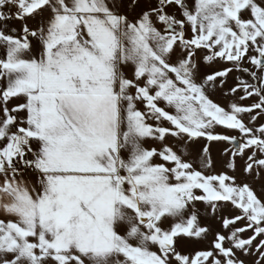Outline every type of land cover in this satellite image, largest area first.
Instances as JSON below:
<instances>
[{
  "label": "snow or ice",
  "instance_id": "snow-or-ice-1",
  "mask_svg": "<svg viewBox=\"0 0 264 264\" xmlns=\"http://www.w3.org/2000/svg\"><path fill=\"white\" fill-rule=\"evenodd\" d=\"M0 264H264V0H0Z\"/></svg>",
  "mask_w": 264,
  "mask_h": 264
},
{
  "label": "rangeland",
  "instance_id": "rangeland-1",
  "mask_svg": "<svg viewBox=\"0 0 264 264\" xmlns=\"http://www.w3.org/2000/svg\"><path fill=\"white\" fill-rule=\"evenodd\" d=\"M30 23H31V22H30ZM232 82H233V81H232V79L230 78V79H229V84L231 85ZM212 151H213V156H214V158L219 159L220 156H219V152L217 151V149L213 148ZM219 170H221V169L218 168V171H219Z\"/></svg>",
  "mask_w": 264,
  "mask_h": 264
}]
</instances>
